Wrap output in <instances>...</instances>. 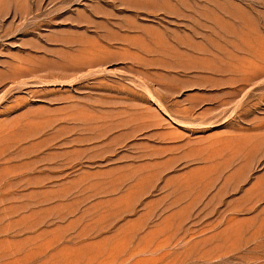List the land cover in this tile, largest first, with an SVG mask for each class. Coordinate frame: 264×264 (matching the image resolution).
Segmentation results:
<instances>
[{
    "label": "rangeland",
    "instance_id": "obj_1",
    "mask_svg": "<svg viewBox=\"0 0 264 264\" xmlns=\"http://www.w3.org/2000/svg\"><path fill=\"white\" fill-rule=\"evenodd\" d=\"M0 264H264V0H0Z\"/></svg>",
    "mask_w": 264,
    "mask_h": 264
}]
</instances>
